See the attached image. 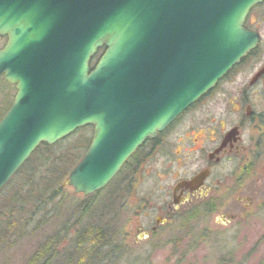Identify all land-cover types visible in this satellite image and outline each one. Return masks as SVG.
Returning a JSON list of instances; mask_svg holds the SVG:
<instances>
[{
  "label": "water",
  "instance_id": "water-1",
  "mask_svg": "<svg viewBox=\"0 0 264 264\" xmlns=\"http://www.w3.org/2000/svg\"><path fill=\"white\" fill-rule=\"evenodd\" d=\"M263 2L0 0V77L16 88L0 120V193L42 144L86 126L92 141L61 187L104 190L146 140L258 48L245 23ZM206 177L177 185L174 207L177 189L194 192Z\"/></svg>",
  "mask_w": 264,
  "mask_h": 264
},
{
  "label": "rangeland",
  "instance_id": "rangeland-1",
  "mask_svg": "<svg viewBox=\"0 0 264 264\" xmlns=\"http://www.w3.org/2000/svg\"><path fill=\"white\" fill-rule=\"evenodd\" d=\"M247 23L250 24L249 30L259 33L261 37L256 54L237 68L232 73L234 78L224 82L210 99L175 124L169 133L162 137L160 145L154 147L149 143L141 147L113 180L114 182L112 181L119 191L126 193L127 184L131 183L123 211L118 213L124 235V252L121 254L122 260L115 261L114 264H264V217L252 219L241 228L231 229L221 224L223 220L220 216L224 210L212 215L209 206L205 204L198 209L194 203L181 206L172 212L168 210V205L172 204L175 184L191 177L201 167V163L196 161L197 156L191 159L184 157V151L188 146L182 144L185 130L195 125V119L205 114L221 115L226 107H229L227 102L238 93L239 85L242 82H249L264 66V3L250 11ZM5 43L6 39L0 38V49ZM6 93L0 92V100L2 99L0 109L4 105V100H7ZM92 135L93 128L87 127L86 130H78L71 135L70 141L78 138L91 141ZM61 188L63 197L67 199L66 207L69 209L73 202L86 203L90 198L76 194L72 187ZM109 190L110 188L101 191L99 196L92 200L96 202L82 218L83 226L95 223L93 215L97 216V210L110 193ZM224 193L219 187L215 189L213 195L223 199ZM67 208L65 210H68ZM192 212L193 218L187 219L188 214ZM158 217L166 221L161 222L163 224L155 238L146 240L144 234L136 232L137 229L150 231ZM78 227L71 232L70 243L77 229H80ZM48 228L49 233L56 229L54 224H50ZM142 239L141 243L136 244ZM36 243L38 241H35V238L21 240L6 256L0 254V264H26V260L35 251ZM68 244L61 246L64 252L72 250V245Z\"/></svg>",
  "mask_w": 264,
  "mask_h": 264
},
{
  "label": "trees",
  "instance_id": "trees-1",
  "mask_svg": "<svg viewBox=\"0 0 264 264\" xmlns=\"http://www.w3.org/2000/svg\"><path fill=\"white\" fill-rule=\"evenodd\" d=\"M246 27L249 29L250 24ZM104 52L105 48L99 50L92 69ZM2 91L7 92V100L0 109V120L11 107L16 90L1 77ZM70 138L53 146L42 144L0 194V254L6 256L21 240L35 238L38 243L26 264H114L122 260L124 235L118 213L123 211L131 183L128 182L126 193L111 182L106 188H110V193L96 209L97 216L93 215L95 223L83 226L82 218L101 192L90 196L86 203L73 202L70 209L66 207L61 186L90 144ZM188 215L187 219L193 218V212ZM50 224L56 227L51 233ZM76 227L80 229L70 243L69 236ZM66 243L72 245L69 252L61 249Z\"/></svg>",
  "mask_w": 264,
  "mask_h": 264
},
{
  "label": "flooded vegetation",
  "instance_id": "flooded-vegetation-1",
  "mask_svg": "<svg viewBox=\"0 0 264 264\" xmlns=\"http://www.w3.org/2000/svg\"><path fill=\"white\" fill-rule=\"evenodd\" d=\"M256 52L250 53L232 73L249 61ZM232 73L226 75L214 89L202 96L154 139L146 140L144 145H160L162 137L187 113L210 99L224 82L234 78ZM255 78L256 74L249 82L239 85L238 93L227 102L229 107L221 115L205 114L195 119V125L185 130L182 144L188 146L184 157L191 159L197 156L196 161L201 163V167L191 177L175 184L172 202L177 185L201 174L206 173L207 177L194 192L187 188L177 189L175 197L179 205H168L170 212L187 204L196 203L197 209L205 204L209 206L212 215L224 210L220 216L223 220L221 224L231 229L241 228L252 219L264 217V74ZM219 187L225 192L223 199L213 195ZM158 218L161 222L166 221L162 217ZM158 218L150 231L137 229L136 232L144 234L146 240L155 238L163 224L157 222Z\"/></svg>",
  "mask_w": 264,
  "mask_h": 264
}]
</instances>
